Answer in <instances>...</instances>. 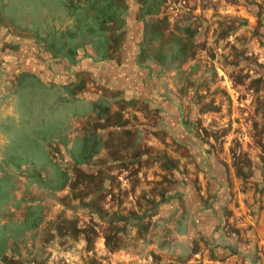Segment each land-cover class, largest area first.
<instances>
[{
  "label": "rangeland",
  "instance_id": "374dc122",
  "mask_svg": "<svg viewBox=\"0 0 264 264\" xmlns=\"http://www.w3.org/2000/svg\"><path fill=\"white\" fill-rule=\"evenodd\" d=\"M0 264H264V0H0Z\"/></svg>",
  "mask_w": 264,
  "mask_h": 264
},
{
  "label": "trees",
  "instance_id": "16d2710c",
  "mask_svg": "<svg viewBox=\"0 0 264 264\" xmlns=\"http://www.w3.org/2000/svg\"><path fill=\"white\" fill-rule=\"evenodd\" d=\"M98 152H99V149L95 150V154H97ZM83 153H86V154L83 155V156L77 157L76 160L74 159L76 163H82V161H78L79 159L81 160V159L85 158L87 160L88 158H90V156L88 157V154H90V152L87 153L86 151H84ZM91 153H92V151H91ZM173 166H174V168H177L178 167V165L176 164V162H175V164ZM92 177H95V176L88 175L89 181H87V184L85 185L86 186V189H91V184H94V182H92V179H93ZM67 180H68V176L64 175L62 177V180H60V181L63 182V186L65 185V183H66Z\"/></svg>",
  "mask_w": 264,
  "mask_h": 264
}]
</instances>
